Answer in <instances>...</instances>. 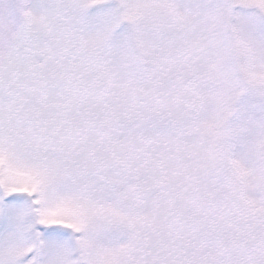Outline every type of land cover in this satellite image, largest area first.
<instances>
[{
  "label": "snow or ice",
  "instance_id": "obj_1",
  "mask_svg": "<svg viewBox=\"0 0 264 264\" xmlns=\"http://www.w3.org/2000/svg\"><path fill=\"white\" fill-rule=\"evenodd\" d=\"M0 264H264V0H0Z\"/></svg>",
  "mask_w": 264,
  "mask_h": 264
}]
</instances>
